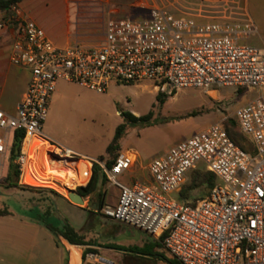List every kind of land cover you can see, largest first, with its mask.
<instances>
[{
	"label": "built area",
	"instance_id": "obj_1",
	"mask_svg": "<svg viewBox=\"0 0 264 264\" xmlns=\"http://www.w3.org/2000/svg\"><path fill=\"white\" fill-rule=\"evenodd\" d=\"M12 25L19 38L9 59L27 68L30 79L15 114L0 111V161L9 134L22 131L14 158L20 173L29 166L30 141L37 138L48 146L50 161L74 174L77 162H87L83 183L89 178L92 160L43 133L60 79L97 92L111 82L145 81L162 92L199 88L208 93L217 87L254 91L251 100L231 113L251 141V153L229 137L223 122L210 123L151 159V181L119 187L116 202L103 206L102 212L151 235L179 264H264V50L246 41L257 31L251 19L198 23L151 7L138 20H108L99 43L76 41L65 48L24 20L17 4L0 19V31ZM200 163L215 183L205 196L182 202L177 193ZM130 164L131 157L118 155L101 168L107 182L118 185V176Z\"/></svg>",
	"mask_w": 264,
	"mask_h": 264
},
{
	"label": "crops",
	"instance_id": "obj_2",
	"mask_svg": "<svg viewBox=\"0 0 264 264\" xmlns=\"http://www.w3.org/2000/svg\"><path fill=\"white\" fill-rule=\"evenodd\" d=\"M237 1L240 2V0H167L162 4V0H21L17 7L24 20L33 21L42 28L56 47L65 48L76 41L86 44L99 43L103 38L104 24L108 20H138L146 17L151 7H164L177 17H189L198 23L216 20H240L244 13L236 11L239 6ZM183 2H186L187 5L196 3L197 7L201 8L193 9L191 7L189 9L183 5ZM6 14L8 11L0 12V19ZM252 36L246 39L248 43L255 41ZM18 38L16 25L0 31V111L9 116L15 114L17 104L23 97L30 79V72L27 68L12 64L9 59L12 44ZM70 84L74 83L63 79L58 80L49 105L54 98L67 95ZM209 92L216 93V88ZM250 96L242 105L254 97L250 98ZM129 132L127 130L121 138L119 148L122 140L126 138ZM43 133L49 139L61 143L79 155L96 161L100 167L105 164L103 156L104 159L99 160L101 155L97 158L86 156L81 154L78 148L65 145L61 140L64 136L50 126L48 119L44 121ZM136 134L134 144L124 154V156L131 157V164L117 178L118 185L114 191L117 196L121 186H130L134 182H150L151 176L147 168L149 161L162 155L170 147H157L154 156L143 160L140 158V154L146 147L145 141L140 139L139 133ZM11 137L12 133L9 134V141H11ZM34 154L35 152L30 154V158ZM6 158H8V162L5 164ZM0 163V177H3L9 172V147ZM30 163L32 161L29 160L28 164ZM24 170L19 174V185H27L21 181ZM90 175L91 164L89 177ZM87 181L82 185H85ZM80 185L74 184V187ZM83 199V205H76L70 202L67 197L59 194L55 197L54 204L55 210L62 212L61 217L64 221L68 222L78 232L83 233L86 239H91L96 244L90 246L92 250L85 253L84 259L82 256L87 249L86 246L72 245L60 236L55 237L52 231L33 219L32 212L21 211V216H0V264H64L65 262L67 264H98L101 259H103L104 264H113L114 262L110 258L113 251L124 253L128 251L123 250L125 248L115 236L125 234L130 229L134 232L133 236L138 238L139 231L137 230L138 234H136L135 228L105 216L102 208H97L98 202L95 194L91 197H83ZM116 199L113 197L111 202H107L104 197L103 206L113 205ZM87 202L95 206H88ZM93 221L102 229V234L97 231L93 232V227L91 229ZM91 232L93 234L98 233V236L89 237ZM111 240L114 242H110ZM73 252H75V257Z\"/></svg>",
	"mask_w": 264,
	"mask_h": 264
},
{
	"label": "rangeland",
	"instance_id": "obj_3",
	"mask_svg": "<svg viewBox=\"0 0 264 264\" xmlns=\"http://www.w3.org/2000/svg\"><path fill=\"white\" fill-rule=\"evenodd\" d=\"M164 2L167 0H162V4ZM237 2L239 6L237 5L236 11L244 13L241 19H251L258 30L252 36L255 41L249 43L264 50V0H240ZM183 5L189 9L191 7L193 9L201 8L197 7L196 3L187 5L186 2H183ZM165 89L166 91L163 92L165 94L164 102L159 105L156 94L162 91H156L146 81L139 84L111 82L103 92H97L77 83L70 84L67 95L54 98L51 105H48L46 119L53 129L64 136L61 140L65 145L78 148L79 152L86 156L97 158L101 155L106 160L109 158L106 154V146L110 142L116 126L122 122L119 111H128L140 116L152 110L154 117L167 121L144 128H129V134L122 140L121 147L117 151L120 155L127 153L129 147L134 144L136 133H139L140 139L144 140L146 145L140 154V158L144 160L154 156L157 147H169L210 123L223 122L225 124L227 119H231V113L236 107L241 106L250 94V98L255 96L254 91L236 90L233 87H217L216 93H206L199 88H184L172 92ZM193 111H196L197 114L189 116ZM234 130L238 133L239 129L234 127ZM246 144L249 146L248 141ZM47 158L49 160L48 154ZM7 162L8 158L5 159V164ZM55 166H59L57 162H55ZM204 170L205 166L200 163L199 170L190 174L186 184L177 193L178 198H181L182 194L192 203L196 198L207 194L209 189ZM60 171L58 170L54 175L64 179L59 173ZM5 177L6 174L0 177V204H7L9 211L14 216H21L23 201L20 194L22 192H18L12 187L6 188ZM53 181L64 187L66 191L67 186L63 182ZM76 187L73 185L69 189H76ZM116 187L117 185L106 183L105 198L107 202H111L113 197L116 199L117 194L114 193ZM54 190L63 195L61 191ZM58 213L62 216L61 211ZM54 217L58 220L55 215ZM91 225L93 232L101 233L102 229L97 223L93 221ZM98 233L91 232L88 236H98ZM133 233L128 229L127 233L115 236V238L127 250L152 252L155 255H145L134 251L125 253L113 251L112 257H110L113 264H171L170 260L174 259L173 256L163 246L156 245L155 239L151 235L139 231L137 238L133 236ZM110 242H114V240Z\"/></svg>",
	"mask_w": 264,
	"mask_h": 264
},
{
	"label": "trees",
	"instance_id": "obj_4",
	"mask_svg": "<svg viewBox=\"0 0 264 264\" xmlns=\"http://www.w3.org/2000/svg\"><path fill=\"white\" fill-rule=\"evenodd\" d=\"M20 1L21 0H0V12H7L12 5L18 4ZM164 96L165 94L163 92L156 94V100L159 105L163 104ZM196 114L197 112L193 111L189 114V116H195ZM119 115L122 118V122L116 126L114 130V134L106 147V154L109 156V158L105 160V165L107 167L110 166L113 163L114 159L117 157L118 155L117 151L120 146V140L126 134L129 128H135V127L144 128L167 121L166 119H160L154 117L152 110H149L146 114L140 116H136L128 111H119ZM224 125L229 137L242 149L251 153L252 143L239 130L238 133L234 130V127H237L234 118L231 117V119H227ZM22 136H23V132L20 130H15L12 133L11 141L9 143V158H10L9 172L4 179L6 188L12 187L15 188V190H17L18 192H22L20 194L23 201L22 204L23 208L21 209V211H24L26 213L32 212L33 219L37 220L46 229L52 231L55 237L60 236L64 240H66L69 244L72 245L86 246L87 249L82 256V258L84 259L85 253L92 250L90 249V246L96 244L94 243L93 240L86 239V236L83 233H80L77 230H75L68 222L66 221L62 222L54 217L55 215L54 199L56 196H59V194L54 189L51 188L33 187L29 185L18 184L20 171L18 170V167L14 163V158L18 154ZM246 141L249 142V146L246 144ZM34 149H35L34 145L30 144V152H33ZM103 159L104 158L102 156L99 157V160H103ZM205 173L207 175L206 177L207 186L208 189H210L215 183V178L212 175V173L208 171L207 172L205 171ZM106 183H107V179L100 165L96 161H91V175L87 183L85 185L77 186L75 190L82 197H87V196L91 197L93 194H95L98 202V208L101 209L104 205ZM13 194L15 193L13 192ZM180 197L181 198H178L180 201L186 203L189 202L186 199L187 198L186 196L181 194ZM34 204L35 206H33ZM0 216L9 217L14 215L9 211L7 204L1 203ZM52 222L55 223V225H53ZM156 245L162 246L159 241H156ZM123 250L126 251L127 249H123ZM128 251H134L145 255H155V253L152 252H145L134 249H130ZM73 254L75 257L76 256L75 252H73ZM72 262H73V258H72ZM170 263L179 264L174 259L170 260ZM64 264L67 263L65 262Z\"/></svg>",
	"mask_w": 264,
	"mask_h": 264
},
{
	"label": "bare ground",
	"instance_id": "obj_5",
	"mask_svg": "<svg viewBox=\"0 0 264 264\" xmlns=\"http://www.w3.org/2000/svg\"><path fill=\"white\" fill-rule=\"evenodd\" d=\"M40 144H37L36 143ZM31 144L34 145L35 149L42 148L39 150L36 154L31 156L32 163L29 164V166L24 170L22 181L25 184L31 185V186H44V187H51L56 189L57 191H61L63 195L67 196V191H65V188L62 186H59L57 183H55L53 180H57L60 182H63L64 185H67L68 187H72L75 182L77 183H83V181L86 179L88 175V163L84 161H79L75 165L76 174L73 173V171H70L68 169L62 168L60 166H55V161H50L47 158V155L45 154L46 149H48V146L43 144V141H40L37 138H33ZM35 149L33 152H35ZM33 152H30L32 154ZM61 170L59 173L62 175V178L60 179L55 177V173ZM52 179V180H51ZM66 192V193H65Z\"/></svg>",
	"mask_w": 264,
	"mask_h": 264
},
{
	"label": "water",
	"instance_id": "obj_6",
	"mask_svg": "<svg viewBox=\"0 0 264 264\" xmlns=\"http://www.w3.org/2000/svg\"><path fill=\"white\" fill-rule=\"evenodd\" d=\"M66 191H67V198L70 200V202H72L73 204H76V205H83L84 204L83 197L75 189L66 188ZM87 205L88 206H95V205H91L90 202H87ZM55 216L58 218V220L64 222V219L57 212V210H55ZM135 232H136V234H138L137 230ZM87 264H91V263H87ZM98 264H104L103 259H101Z\"/></svg>",
	"mask_w": 264,
	"mask_h": 264
}]
</instances>
